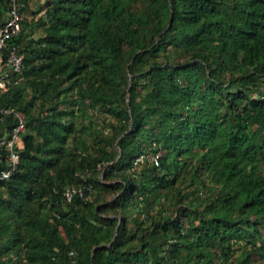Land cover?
Here are the masks:
<instances>
[{
	"label": "trees",
	"instance_id": "obj_1",
	"mask_svg": "<svg viewBox=\"0 0 264 264\" xmlns=\"http://www.w3.org/2000/svg\"><path fill=\"white\" fill-rule=\"evenodd\" d=\"M19 3L0 264H264V0Z\"/></svg>",
	"mask_w": 264,
	"mask_h": 264
},
{
	"label": "built area",
	"instance_id": "obj_2",
	"mask_svg": "<svg viewBox=\"0 0 264 264\" xmlns=\"http://www.w3.org/2000/svg\"><path fill=\"white\" fill-rule=\"evenodd\" d=\"M19 4V0H10L6 18L4 22L0 24V51L5 52V71L0 73V92L6 90L7 85L14 77L22 73L24 67V56L21 54L19 46H10L8 44L12 38L19 35L23 27L24 17L18 11ZM8 116L16 118L18 124L13 128L9 137L1 141V145L8 151V155L4 162L0 160V164L6 166L4 169L0 170V181L10 179L17 170L19 161L17 148L22 144V133L25 130L24 121L18 113L10 107H0V117ZM159 156V153L153 152L141 155L135 159L134 165L148 163L158 166ZM93 192L94 189L91 184L72 185L64 190L63 197L66 202L71 203L75 199L84 200Z\"/></svg>",
	"mask_w": 264,
	"mask_h": 264
},
{
	"label": "crops",
	"instance_id": "obj_3",
	"mask_svg": "<svg viewBox=\"0 0 264 264\" xmlns=\"http://www.w3.org/2000/svg\"><path fill=\"white\" fill-rule=\"evenodd\" d=\"M3 71H5V67H4V65H1V63H0V73H2Z\"/></svg>",
	"mask_w": 264,
	"mask_h": 264
},
{
	"label": "rangeland",
	"instance_id": "obj_4",
	"mask_svg": "<svg viewBox=\"0 0 264 264\" xmlns=\"http://www.w3.org/2000/svg\"><path fill=\"white\" fill-rule=\"evenodd\" d=\"M26 15L29 17V16L31 15V13H30V12H28ZM26 15H25V16H26Z\"/></svg>",
	"mask_w": 264,
	"mask_h": 264
},
{
	"label": "water",
	"instance_id": "obj_5",
	"mask_svg": "<svg viewBox=\"0 0 264 264\" xmlns=\"http://www.w3.org/2000/svg\"><path fill=\"white\" fill-rule=\"evenodd\" d=\"M132 80V78H130V81Z\"/></svg>",
	"mask_w": 264,
	"mask_h": 264
}]
</instances>
